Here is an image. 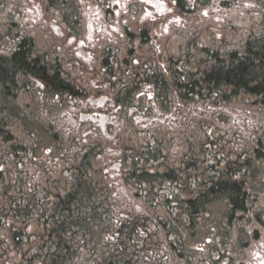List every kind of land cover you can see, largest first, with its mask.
<instances>
[{
	"label": "flooded vegetation",
	"instance_id": "af4514ba",
	"mask_svg": "<svg viewBox=\"0 0 264 264\" xmlns=\"http://www.w3.org/2000/svg\"><path fill=\"white\" fill-rule=\"evenodd\" d=\"M252 1L0 0V92L12 95L9 104L32 107L48 120L44 130L57 146L58 162L68 163L61 172L77 175L76 162L88 165L94 158L86 186L93 185L95 171L111 188L120 186L121 196L107 204L121 220L134 213L151 217L148 195L124 192L129 154L141 158L148 141L164 136L156 132L170 130L165 137L171 156L185 141L181 180L167 183L168 204L162 205L172 206L176 187L188 229L207 218V197L222 215L211 258L203 264H264V146L245 143L238 150L232 140L239 122L253 120V97L245 104L237 97L253 89V80L237 87L223 74L228 70L220 69L231 64L234 74L237 60L247 57L244 51L264 45L238 28L244 17L249 23ZM242 75L248 77L243 70ZM206 125L216 129L212 137L223 139L209 152L211 181L200 160L189 169L200 158L195 141L204 143ZM175 126L184 131L174 133ZM136 130L142 133L136 136ZM23 139L38 147L33 137ZM130 142L136 150L124 153ZM32 167L23 174L27 184ZM9 174L12 188L17 175Z\"/></svg>",
	"mask_w": 264,
	"mask_h": 264
},
{
	"label": "trees",
	"instance_id": "16d2710c",
	"mask_svg": "<svg viewBox=\"0 0 264 264\" xmlns=\"http://www.w3.org/2000/svg\"><path fill=\"white\" fill-rule=\"evenodd\" d=\"M243 53L247 57L237 60L234 74L231 64L227 67H220L222 70H228L223 74L228 80H236L237 87L245 86L246 79L253 80L251 91L237 94L238 101L244 104L247 103L250 95L254 100V106L250 109L252 122L237 124L235 142L238 150H241V144L245 143L264 144V46L253 47ZM242 70L247 72L248 77L242 75ZM242 117L247 118L245 115ZM184 127L175 126L177 130L174 133L184 131ZM209 128L211 127L208 125L204 126L205 144L195 141L199 144L198 151L205 155L204 160L207 162L208 142L223 140L222 138H209L212 133ZM159 132L164 133L163 140H166L165 135H168L170 130L156 133ZM215 132L216 129L213 133ZM13 134L8 125L0 122V264H160L161 257H157L160 256L159 253L165 256V264H168L166 258H171L174 264L180 263V256L172 246L168 245L170 242L168 238L163 237L164 243L157 242V249L156 237L150 235L147 230L145 231V228L150 226L163 227L170 224L169 220L158 216L154 218L140 214L134 216V213L125 215L127 217L120 223H117L118 219L111 218L109 228L111 234L109 238H106L107 240L102 241L98 250L92 249L88 242L81 245L88 239V236L81 227L83 217L78 209L81 205L85 207L87 197L78 191V194L76 193L75 187L79 186L72 178L73 170L65 171L67 177L60 175L55 183L48 181L46 185L37 187L34 192L27 193L24 189L12 191L9 173H15L16 179L23 187L25 180L21 176L25 173V169L22 160L37 156L36 148L28 146L26 139H17ZM244 134H249L250 139L242 137ZM151 141L152 145L148 147L151 160L163 164V158L158 149L159 142L156 143L157 147L154 145L161 139L154 138ZM161 146L166 151V143L162 142ZM126 148L123 150L124 153L133 149L128 143ZM251 149L256 151L257 147L252 146ZM197 162V159L190 162V171L195 168ZM237 166L240 165L237 164ZM175 171L180 172L181 169L178 168ZM37 173L34 170L31 174V180L28 181L30 184L40 178ZM168 173L169 171L165 169L159 177L167 179ZM207 174L205 172V175ZM212 178L206 177V180L211 181ZM68 179L72 190L64 195L62 190L68 183ZM94 181L92 187L102 192L103 196H109L111 192L109 188H99L96 176ZM153 199L154 196L152 198L151 195L150 200ZM115 223L118 227L112 230L111 227L115 226Z\"/></svg>",
	"mask_w": 264,
	"mask_h": 264
},
{
	"label": "rangeland",
	"instance_id": "374dc122",
	"mask_svg": "<svg viewBox=\"0 0 264 264\" xmlns=\"http://www.w3.org/2000/svg\"><path fill=\"white\" fill-rule=\"evenodd\" d=\"M254 7L249 11L248 18L249 21L254 28V33L260 32L264 33V0H254ZM258 7H256V6ZM3 25V17L0 14V28ZM251 27V28H252ZM251 32V31H250ZM249 38L253 39L254 35L249 34ZM261 37V36H259ZM264 42V37L261 39ZM12 98V95L10 94H3L0 92V122H5L7 115H11L12 117H15L16 119H10V125L12 126L13 130L15 131V134H17V138H24V137H33L35 140L38 141L39 146L36 148V155L39 159L34 163L35 169L40 174L39 179H35L31 184H25L28 187H25L21 185L20 181L18 179L13 180V185L11 190L17 191L19 189H26L29 192H34V190L39 187L42 183H46L49 180H54L56 177L61 173V171H64L67 169L68 163H60L58 162V149L55 143L52 141L51 136H48V133L44 130L43 127H41L38 123L39 116L35 115V110H27L24 109V113H21L20 109L16 105H10L9 108L5 106L2 102L6 103ZM7 104V103H6ZM36 105H33L35 108ZM9 118V117H8ZM19 118L21 120H18ZM9 121V120H8ZM48 120H42L44 124L47 123ZM19 123H22L23 128L21 129L23 133H21V130L19 131ZM164 127V124H163ZM134 126H131L130 133H133ZM142 132H139L136 130V136L141 134ZM159 139V151L160 155L163 158V168L160 171H157L158 175H162L167 169L170 173H175V171L172 168L178 167L181 163L180 160L177 159V157L171 156L170 150L167 148L166 151L162 148L161 143L163 136H161ZM55 152L56 157L52 160V164H49L47 166H42L39 164V162H42V160H48L51 155H53ZM166 158V161L164 159ZM32 164V162L24 161V168L25 172H27V166ZM32 167V168H33ZM92 171V169H91ZM151 170H147L146 175L140 178V181L143 182L146 186L159 188L160 191H164L166 188L171 190V186L167 187L166 183H164L160 177L149 175ZM264 171V169H263ZM137 173V171H135ZM95 174V173H93ZM97 177V186L104 188L108 187L111 188L109 185L103 182V176L101 174H95ZM23 177V175L21 176ZM170 182V180H168ZM114 188V187H113ZM109 189L111 192L110 195H116V197L121 196V191L117 192L114 189ZM166 193V192H165ZM164 193V194H165ZM182 196V193L181 195ZM89 200L88 202V208L91 210H88L89 213H86V208L84 209H78L79 213L82 214V223L81 227L84 231H86V235L88 236V239L81 243H90L91 248L94 250H98L99 245L102 243L103 240H107L106 238H109V234H106L109 232V227L106 228V224L109 221V205L106 201H95V199ZM208 201V197L204 201L206 203L205 210H206V216L207 218L202 220V218H198L197 222L194 224L192 229H188L185 226V220L184 217H182L181 212L175 213L181 221L179 223L174 224V219H170V225L165 227L163 226L162 230L159 228L156 229V226H150L145 228V231L156 237L155 241L157 245V242H162L163 238L160 236L164 231L167 233H172L170 236L172 237V241L168 243L169 246H172L174 251L178 253L180 256L179 258V264H203L204 258L209 260L211 258V247L214 245L216 231L220 229V222L222 219V215L217 209L216 200L214 201ZM119 205L121 207L122 202L119 201ZM175 208V206L173 207ZM157 209H159L158 213L161 214V218L165 219L167 217H170V214L165 213L166 208L161 207L160 205L157 206ZM111 210V209H110ZM123 208L121 207V211ZM171 210V209H170ZM126 212V211H125ZM183 220V225H182ZM204 226V231H201V228ZM146 233V232H145ZM146 235H148L146 233ZM176 248H174V246ZM182 254V255H181ZM161 257L160 264H165L164 258L165 256L159 253ZM166 261L168 264H174L171 258H166Z\"/></svg>",
	"mask_w": 264,
	"mask_h": 264
}]
</instances>
